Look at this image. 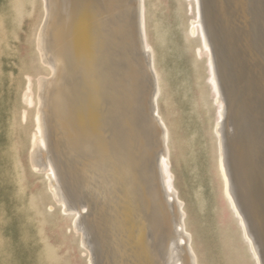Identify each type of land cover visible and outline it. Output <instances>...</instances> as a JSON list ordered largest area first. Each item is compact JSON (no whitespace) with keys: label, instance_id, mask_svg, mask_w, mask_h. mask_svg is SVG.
<instances>
[{"label":"bare ground","instance_id":"bare-ground-1","mask_svg":"<svg viewBox=\"0 0 264 264\" xmlns=\"http://www.w3.org/2000/svg\"><path fill=\"white\" fill-rule=\"evenodd\" d=\"M246 53L264 0H0V264H207L204 162L220 258L263 264L225 137L242 157Z\"/></svg>","mask_w":264,"mask_h":264},{"label":"rangeland","instance_id":"rangeland-1","mask_svg":"<svg viewBox=\"0 0 264 264\" xmlns=\"http://www.w3.org/2000/svg\"><path fill=\"white\" fill-rule=\"evenodd\" d=\"M39 17L40 16L36 18L35 26H37V23L40 21ZM236 23L237 21H234L232 18H230L228 22L226 20L224 21V25L229 27V33H230L229 39L232 42V44L233 41L235 42L234 30L236 29ZM26 28H27L26 31H32V30H28L29 27L26 26ZM231 38L233 40H231ZM233 45L235 46V44ZM240 56L243 60V63H241L239 69L237 67L236 70L239 76L241 77V79L244 78L243 80L240 81V85H241L243 97L248 100V117L250 123L244 141V148H243L244 151L242 153L243 158L242 157L240 158H241V163L243 164L244 162L243 164L244 167L242 166L243 169L246 167L250 170L251 162L249 160H251L253 152L262 154V157L264 159V134H263L264 133V68H263L264 60L258 59L254 55H252L253 57L250 55L251 56L250 57L248 53H246L245 55L242 54ZM40 74H44V73H40ZM249 87L251 90H249ZM180 106L184 107L185 105L180 104ZM255 132H256L255 135L252 134ZM253 144L257 146L255 150L253 149L254 148ZM247 156L248 158H246ZM199 171L202 174L201 182L203 184V195L206 200V207H205V211L201 213V215H199L201 221L197 223L196 231L202 246L205 248V252L203 253V255L205 256L206 261L209 264H224L217 250V236L212 231L213 229L212 223L214 222V216L213 213L211 212V207L214 204V194L210 190L208 165L206 164V162H204L202 165L199 164ZM177 174H178L177 183L179 182L178 184L181 187L180 193L182 194L183 197L187 199V202H189V206H190L189 211L191 213H194L195 209L190 204V200H191L190 188L186 187L183 181V178L184 180H187L186 177L189 178V175L186 174V169L182 167L178 169ZM41 192L44 193V189H41ZM171 197H172L171 195L167 196L168 200L170 199L171 202H173L174 199ZM261 203L263 204V199ZM81 213H84V210H82ZM182 244L186 245V240H184ZM80 254L82 258L80 256H78V258L84 261L86 259V255L84 253H79L78 255Z\"/></svg>","mask_w":264,"mask_h":264},{"label":"water","instance_id":"water-1","mask_svg":"<svg viewBox=\"0 0 264 264\" xmlns=\"http://www.w3.org/2000/svg\"><path fill=\"white\" fill-rule=\"evenodd\" d=\"M230 134L231 132L226 128L225 137L231 179L242 202L246 219L264 264V206L260 201L262 195L255 188L249 169H243L244 162L241 163V156L239 157V151Z\"/></svg>","mask_w":264,"mask_h":264}]
</instances>
